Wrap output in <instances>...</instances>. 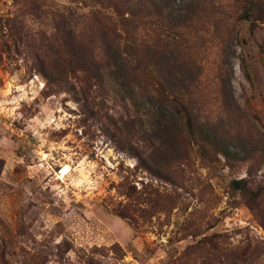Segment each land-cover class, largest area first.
I'll use <instances>...</instances> for the list:
<instances>
[{
	"label": "rangeland",
	"instance_id": "rangeland-1",
	"mask_svg": "<svg viewBox=\"0 0 264 264\" xmlns=\"http://www.w3.org/2000/svg\"><path fill=\"white\" fill-rule=\"evenodd\" d=\"M117 4L130 33L107 0H0V264H264V209L232 186L263 204L264 23L239 0Z\"/></svg>",
	"mask_w": 264,
	"mask_h": 264
},
{
	"label": "trees",
	"instance_id": "trees-1",
	"mask_svg": "<svg viewBox=\"0 0 264 264\" xmlns=\"http://www.w3.org/2000/svg\"><path fill=\"white\" fill-rule=\"evenodd\" d=\"M108 1V5L109 6H113L115 11H116V15L119 17L120 22L122 24V26L125 24L124 22L129 23L130 22V18L131 15H134V13L132 11L129 12V15L126 16V11H123L121 9V7L117 4L118 0H107ZM241 1V5H242V10H241V14L238 15V18L244 21H249L251 23V28L252 30L256 29L259 24L264 23V0H239ZM108 20L111 22V24L114 25V27H112V38L110 37V33L103 31L101 34V37H103L102 39L105 40L106 42H109L108 46H107V54H109V57L107 56L105 58V61L113 60V65H117L118 69L120 68H124L123 70L127 69L125 72L130 73L131 71L130 69V56L133 55L132 52H126L127 54H124V51L121 49V39L123 38V33L118 30L115 29L116 28V21L113 17L111 16H107ZM11 20V19H8ZM125 27L127 25H124ZM127 28V27H126ZM134 28H131V31ZM125 31V30H124ZM127 33H130V30L127 28ZM109 38H111L110 41ZM132 38V37H131ZM77 39V35L73 36V38H69L66 42L67 45H70L72 47V43L73 41H76ZM75 47V44H74ZM72 47L73 51L75 50V48ZM79 47L77 50V56L74 53V56H76V59L81 63L82 70H86V71H93L94 70H103L105 69L109 64L107 62V64H102L103 61V57L100 58H89L90 54H85L84 50L82 49L83 46H78ZM53 47L50 45V49H52ZM130 53V54H129ZM162 53V51H161ZM106 54V55H107ZM136 62H139V59L136 58ZM139 63L136 67H132L133 69L135 68V70H137V68L140 69L139 67ZM81 92L85 95L86 94V90L84 88L81 89ZM178 112H182L181 114L186 115L187 117V124H188V131L190 133V136H192V138H196L198 135V131L195 130L194 128V119L192 117V114L190 112V109L188 108H183L182 110H179ZM174 120H178L179 116H175L173 117ZM173 120V121H174ZM178 122H173L172 123V127L175 128V126L177 125ZM208 139L210 140V142L213 145H218L217 139L215 137L212 136H208ZM203 150V149H202ZM227 156H229L228 153H226ZM249 158V156H244L243 159H247ZM250 180H247L245 178H240V179H234L232 180V186L234 189H236L237 191L242 192L244 195H246L250 201V204L253 208H258L260 210L264 209V202L261 205L259 202V199L262 200L263 196L261 195V192L259 190V188H255L253 184L250 183ZM264 201V200H263Z\"/></svg>",
	"mask_w": 264,
	"mask_h": 264
},
{
	"label": "bare ground",
	"instance_id": "bare-ground-1",
	"mask_svg": "<svg viewBox=\"0 0 264 264\" xmlns=\"http://www.w3.org/2000/svg\"><path fill=\"white\" fill-rule=\"evenodd\" d=\"M69 170H70V167L67 165V166H65V167L63 168L62 173H63V174H66L67 172H69Z\"/></svg>",
	"mask_w": 264,
	"mask_h": 264
}]
</instances>
